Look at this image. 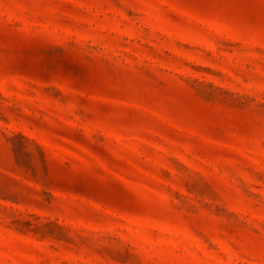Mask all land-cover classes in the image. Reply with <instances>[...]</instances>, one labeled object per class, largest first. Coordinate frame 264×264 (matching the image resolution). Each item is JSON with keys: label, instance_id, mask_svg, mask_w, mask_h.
Listing matches in <instances>:
<instances>
[{"label": "rangeland", "instance_id": "374dc122", "mask_svg": "<svg viewBox=\"0 0 264 264\" xmlns=\"http://www.w3.org/2000/svg\"><path fill=\"white\" fill-rule=\"evenodd\" d=\"M0 264H264V0H0Z\"/></svg>", "mask_w": 264, "mask_h": 264}]
</instances>
